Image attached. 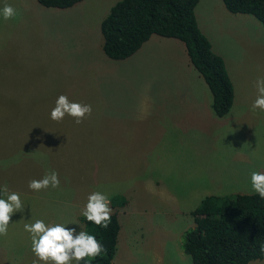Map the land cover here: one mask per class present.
Instances as JSON below:
<instances>
[{"label": "rangeland", "instance_id": "1", "mask_svg": "<svg viewBox=\"0 0 264 264\" xmlns=\"http://www.w3.org/2000/svg\"><path fill=\"white\" fill-rule=\"evenodd\" d=\"M117 1L82 0L60 9L37 0H0V10L7 4L16 11L9 20L0 12V189L19 193L24 205L12 215L7 235H0V264H33L25 224L76 222L66 227L83 231L81 213L93 192L128 201L117 214L114 264H192L181 249L184 232L194 226L191 211L210 194L255 193L251 174L264 173V112L252 109L255 82L264 78L260 22L250 14L225 19L222 0H199V28L207 27V39L225 49L213 45L216 54H241L229 74L243 114L233 122L209 116L202 133L157 140L149 126L134 134L135 125L155 124L163 112L186 118L194 106L205 112L207 97L188 85L186 95L175 93L188 66L178 39L153 34L121 60L103 53L100 22ZM218 24L232 25L225 32L231 28L235 40L214 41ZM257 28L263 42L253 40ZM61 95L90 105L91 115L80 124L68 115L52 120ZM53 171L59 187L29 189L31 180ZM248 264H264V258Z\"/></svg>", "mask_w": 264, "mask_h": 264}, {"label": "trees", "instance_id": "2", "mask_svg": "<svg viewBox=\"0 0 264 264\" xmlns=\"http://www.w3.org/2000/svg\"><path fill=\"white\" fill-rule=\"evenodd\" d=\"M82 0H37L47 8H69ZM199 0H118L100 22L103 53L112 60L134 54L153 34L180 40L191 64L211 93L213 113L227 114L234 88L223 58L198 26L195 7ZM234 14H250L264 27V0H222ZM2 191H0V198ZM112 209L107 228L80 217L83 231L93 235L105 249L95 259L79 264H114L120 230L118 212L127 206L124 195L109 197ZM194 226L183 234L182 251L192 264H248L264 258V199L257 193L203 197L191 211ZM77 264V262L75 263Z\"/></svg>", "mask_w": 264, "mask_h": 264}, {"label": "clouds", "instance_id": "3", "mask_svg": "<svg viewBox=\"0 0 264 264\" xmlns=\"http://www.w3.org/2000/svg\"><path fill=\"white\" fill-rule=\"evenodd\" d=\"M4 20L12 19L16 16V11L10 5H5L2 10ZM257 88V98L252 104V109H259L264 112V78L255 82ZM90 105L70 102L67 96L61 95L57 98L55 107L52 109L50 118L54 121H61L68 115L71 116L77 124H80L86 115H91ZM60 181L58 173L55 171L46 174L43 179L31 180L29 189L32 191H41L49 187H59ZM252 190L264 199V173L253 172L251 174ZM3 196L0 198V235H7L8 226L11 217L15 212H22L24 205L19 193L9 192L5 185L2 189ZM109 198L100 193L93 192L88 196V202L82 210V215L87 221L95 224L97 227L107 228L111 222L112 209L109 206ZM68 224H77L69 222ZM68 224L56 223L55 225H46L43 220H36L34 223L25 224L24 229L30 234L32 248L36 259L33 264H71L86 258L95 259L101 256L105 249L95 236L89 235L84 231L77 233L76 228L66 227ZM78 225V224H77Z\"/></svg>", "mask_w": 264, "mask_h": 264}, {"label": "crops", "instance_id": "4", "mask_svg": "<svg viewBox=\"0 0 264 264\" xmlns=\"http://www.w3.org/2000/svg\"><path fill=\"white\" fill-rule=\"evenodd\" d=\"M226 11L228 13V16L225 17V19H231L233 16L239 15V14L233 15L234 13L229 12L227 9H226ZM229 14H231V15H229ZM242 15H244V14H242ZM244 20L248 21V17L245 16ZM259 24H261V23H259ZM231 26L232 25H229L228 27H231ZM258 26H262V24L258 25ZM228 27H224V26H221V25L218 24V27L215 30L216 32L218 31L217 35H215L216 33H214V34H212L210 36L214 38V41H215V38L219 37V36L227 38V39H228V37H230V38L233 37L234 40H235V38H236L235 35L236 34L234 33V31L231 30V28H229L230 32H225V30H227ZM234 28H235V26H234ZM204 30H207L210 33V31H209V29L207 27L202 26V30L201 31L203 32ZM261 30L262 29H259V28H257V30H253L255 32V34H256V35H253V40L255 42H257V43H258V41L262 40L261 33H260ZM204 34H205V32H204ZM209 39H210L209 40L210 43H212L213 42L212 38H209ZM147 42H148V40H147ZM261 42H263V41H261ZM218 44L219 43L215 44L216 48L221 49L222 51L225 50L224 48H220ZM220 44L223 45V46L226 45L225 42H222ZM213 45H214V43L211 44V46L213 48L212 50H214L215 53H216L217 51L214 49ZM184 48H185V46H184ZM178 50H180V49H178ZM185 52H186V49H185ZM186 54H187V52H186ZM225 55L226 56L221 54V56L224 59L227 72L229 74V72H231V71L234 72V69L230 70V67H231L232 64H235V61L239 60L241 54L238 56V58H235L233 55H227L226 53H225ZM186 60H188V61H186ZM185 61L187 62L188 66L186 67V71L182 73L184 81L182 82V80H181V83L178 85V87H176L174 89V91H175V93L177 92V94L186 95L188 93L186 85L194 88V92H196L198 94L197 95L198 97H199V94L204 95L205 97H207V102H206V105H205V108H204L205 112H203L200 109H199V111H196L197 110L196 106L191 107L190 109H188L186 111V118H184V117H179V118L172 117V118H169V117H166V112H163V116L162 117H154V119L156 121L155 124H146V123L144 125L143 124H140V125L136 124L135 125V129H134V134H135V132H137V133H142V132L146 133L143 130L147 126H149L147 131L148 132L155 131L157 133L156 135L158 136L157 140H165V141L183 140V137L190 136V135H197L199 133H202V132L206 131L207 126H209L208 121L205 120L207 117L210 116L211 119L214 120V115L215 114L213 113L212 107H211L212 100L210 99L211 98V93L209 91V88H208L205 80L203 79V77L200 75V73L194 68L193 65H191V62L189 60L188 55L185 56L184 63H185ZM178 70H179V73L181 74L183 69L180 68ZM188 71H190V72H188ZM236 72L239 74L238 71H236ZM229 76H230V78H231V80H232V82L234 84V81H235L234 77L232 75H230V74H229ZM234 87H235V85H234ZM234 94H235L234 95V100H233V103H232V106H231L229 112L227 114H225L224 116H222V117L226 116V118H229V119H227V121L231 120V122H233L234 120H236V118H238L239 116H241L243 114L242 113L243 111L241 110L242 108H240L239 106H237L235 104L236 89H235ZM208 97H209V100H208ZM181 104H179L178 106H181ZM216 117H218V116H216ZM219 118H221V117H219ZM163 135H165L166 137H162ZM153 189H155V188L151 187V188H149L147 190H153Z\"/></svg>", "mask_w": 264, "mask_h": 264}]
</instances>
